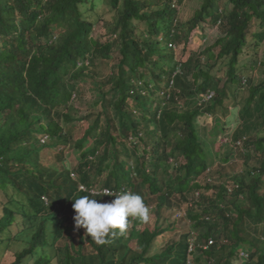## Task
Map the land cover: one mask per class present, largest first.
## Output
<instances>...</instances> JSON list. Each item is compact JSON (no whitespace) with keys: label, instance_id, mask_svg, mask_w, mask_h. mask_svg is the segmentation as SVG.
I'll list each match as a JSON object with an SVG mask.
<instances>
[{"label":"trees","instance_id":"obj_1","mask_svg":"<svg viewBox=\"0 0 264 264\" xmlns=\"http://www.w3.org/2000/svg\"><path fill=\"white\" fill-rule=\"evenodd\" d=\"M183 1L106 0L97 38L85 13L102 0H0V247L19 244L8 264H264V115L251 114L264 111V81L244 83L250 63L264 74V0H203L182 22ZM201 23L221 35L176 60ZM82 79L95 93L79 116ZM199 92L211 95L195 103ZM231 105L245 129L230 152L245 168L203 185L212 148L199 120L215 123L209 140ZM72 150L80 158L69 169ZM103 188L141 195L153 221L129 218L103 245L76 231L74 199ZM181 204L186 229L158 243L175 227L162 213Z\"/></svg>","mask_w":264,"mask_h":264},{"label":"rangeland","instance_id":"obj_2","mask_svg":"<svg viewBox=\"0 0 264 264\" xmlns=\"http://www.w3.org/2000/svg\"><path fill=\"white\" fill-rule=\"evenodd\" d=\"M203 0H184L181 4H178L176 7L179 9V16L184 22L187 18H190L194 12L199 9V7L202 5ZM88 4H86L84 7L88 9ZM111 5L106 2V0H102V2H98L96 4V7L94 11L92 12H86V17L89 16V19H91L94 22V29H93V35L97 38H106L104 35L106 32L105 26L103 24L102 18H110V15L108 14V10L110 9ZM221 35V31L217 28V26H212L207 23H201L198 29H195L192 31L189 41H188V48L187 50H184V45H178L175 48V58L176 60L181 59L182 61L186 60L187 56L189 55V52L191 50H200L203 49L209 45H211L219 36ZM184 40V39H183ZM182 40V41H183ZM259 59H264V44L261 47ZM244 62H250V58H244ZM100 63V62H99ZM249 64V63H248ZM253 64L250 63L247 65L251 68V70H248V78L245 77L244 83L249 86H255L264 81V74L262 67H251ZM96 78L99 79L100 77V71L103 70L102 66H95L94 68ZM224 80V78H223ZM80 85L83 92L86 93V95L76 101L74 103V107L77 110V114L79 116H82L85 114V112L89 109V97L90 95L94 94V88L95 85L94 82L90 79H82L80 81ZM245 86V85H244ZM246 86L241 90V95L246 93L248 91V88ZM93 90V91H92ZM204 93H197L194 96L195 103H199L200 101L204 100ZM240 95V98H241ZM159 96V95H158ZM247 96L246 94L244 95ZM193 104V103H191ZM230 115L228 117H223V123L218 125L217 128H219V132L216 136L212 137L208 140V136L210 137V132L208 131L212 126L215 125V123H211V117L210 115L205 118V121L203 119L199 120V125L201 128H205L202 130L201 137L205 138V147H209L211 149V154L209 155L210 159V167H208V170L206 173L202 176L201 182L204 185L205 182H209L213 186H218L219 184H229L232 183L233 176L240 172L245 168L244 162L241 158H238L234 155H231L230 147L234 146V144L231 141L232 136H235L237 132H240L241 130L245 129L243 120L241 119L240 115L238 114V109L241 106L236 105L230 106ZM252 117H255L256 121L260 122L262 116L264 115V111L258 110L254 108L252 109ZM213 122V121H212ZM263 127L264 125H258V127ZM264 133V131H262ZM80 158V151L72 150L68 151V154L65 159V167L71 169L74 167ZM227 159V161H225ZM206 189V190H205ZM203 191L207 192L209 195L214 192V190L210 187V189L203 188ZM200 190L201 193L203 191ZM192 200V197H190ZM154 200V199H152ZM102 202H107L106 199H102ZM189 204V203H188ZM187 204H181L180 206L173 207L170 210H165L162 213L163 219L162 223L166 224V220L169 219L171 222H175V227L165 233L163 236H161L158 243L164 244L167 240H176L179 238L181 231L183 232L186 229V224H188V218L184 214H180L181 212H184L187 208ZM150 222L153 221V216H150L149 219ZM74 235V233H72ZM62 243L68 242V236L66 234L63 235L61 238ZM161 244V245H162ZM19 248V244H11L8 248V252H4L3 248L0 247V264H8L10 261L14 258L15 249ZM199 252L196 250L194 253V256L198 255Z\"/></svg>","mask_w":264,"mask_h":264},{"label":"clouds","instance_id":"obj_3","mask_svg":"<svg viewBox=\"0 0 264 264\" xmlns=\"http://www.w3.org/2000/svg\"><path fill=\"white\" fill-rule=\"evenodd\" d=\"M105 194L115 196V199L111 202H98L96 197ZM72 206L75 210V230L84 228L85 234L90 235L98 245L108 243L109 238L117 235V230L119 234H123L128 227L129 218H136L141 222L150 219V209L143 197L131 191L104 189L101 194L93 190L89 195L74 199Z\"/></svg>","mask_w":264,"mask_h":264},{"label":"built area","instance_id":"obj_4","mask_svg":"<svg viewBox=\"0 0 264 264\" xmlns=\"http://www.w3.org/2000/svg\"><path fill=\"white\" fill-rule=\"evenodd\" d=\"M210 95H211V94H206V95L204 96V99L209 98ZM79 189H81V190H86V188H85L83 185H80V186H79ZM104 189H108V188H103L102 190H95V191L98 192V193H102ZM91 191H93V190H90V192H91ZM209 243H212V240H209Z\"/></svg>","mask_w":264,"mask_h":264}]
</instances>
